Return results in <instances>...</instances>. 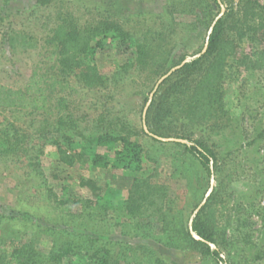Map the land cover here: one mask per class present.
I'll return each instance as SVG.
<instances>
[{"label":"rangeland","instance_id":"1","mask_svg":"<svg viewBox=\"0 0 264 264\" xmlns=\"http://www.w3.org/2000/svg\"><path fill=\"white\" fill-rule=\"evenodd\" d=\"M187 1L9 0L8 6L2 8L13 29L39 43L35 50L13 54L4 51L5 43L0 35V85L14 90L26 88L35 73H44L55 62L51 50L45 47V40L61 18L70 13L79 25H85L96 19L100 11L101 18L109 16L138 38L143 35L141 30L148 32L156 28V24H160L157 30L169 27L170 30H166L172 31V37L168 48L173 47V56L161 76L132 71L117 89L107 92L84 91L71 77L70 87L62 96L63 105H67L81 123L92 124L104 111L112 117L126 119L139 136L146 158L151 159H146L149 168L155 169L147 179L165 188L162 219L168 223L170 216H174L176 230L174 234L165 232L164 225L157 219L158 212H145L140 228L134 217L125 213L123 207L128 203L133 180L137 177L134 173H126L116 180L107 176V182L118 189L114 205L119 210L105 220L87 218L86 211L78 205L56 206L50 200L49 188L59 201L64 197L77 200L80 195L92 198L86 189L78 187V177L73 170L66 172L67 177L73 178L72 182L63 179L48 146L43 155L44 177L37 175L24 157L0 159V207L29 215L27 219L6 223L0 229V242L20 239L24 245L32 243L35 250L47 256L56 244L70 242L86 252L95 241L100 247L105 245L112 249L121 263L217 264L203 256L188 238L189 232L193 239L200 240L194 232L192 234L193 220L203 202L206 204L214 194L216 243L211 247L221 252L226 264H264V72L249 70L250 60H246L264 50V28L260 29L264 18L244 16L247 1L255 3L257 12L264 16V0H220L223 11L216 0H208L214 7L212 15L202 11L205 4L200 2L197 6L202 13L196 17L190 13ZM190 2L196 3V0ZM172 13L176 20H171ZM160 16L165 20L161 22ZM217 18L225 19L226 36L238 45L236 55L227 61L223 74L225 107L216 121L204 127L182 119L173 126L170 137H160L183 140L186 144L198 141L219 151L213 175L209 177L183 146L158 141L145 133L143 114L164 75L187 58L194 59L205 53ZM97 64L102 74L109 76L118 69L119 62L112 61L111 54H107L105 58L98 56ZM8 121L22 127L27 118L15 111H0V129L5 128ZM51 172L60 176L53 180ZM85 174L104 182L105 174L87 171ZM66 183L70 191L63 193ZM138 247L141 248L137 250Z\"/></svg>","mask_w":264,"mask_h":264},{"label":"trees","instance_id":"2","mask_svg":"<svg viewBox=\"0 0 264 264\" xmlns=\"http://www.w3.org/2000/svg\"><path fill=\"white\" fill-rule=\"evenodd\" d=\"M8 1L0 0L3 4L0 6V35L5 43L4 51L16 54L37 49L39 43L36 39L11 27L7 14L2 10L8 6ZM200 2L205 4L202 11L212 15L214 7L208 0H196V3L188 0L185 4L196 17L202 13L197 6ZM100 15L99 11L97 18L85 25H79L71 13L62 17L45 40V47L51 50L55 62L44 73H35L24 89L14 90L0 85V111H15L27 118L22 127L8 121L5 128L0 129V159L24 157L28 160V166L44 177L43 155L46 148L51 146L49 152L53 154L55 168L61 172L63 179L72 182L73 178L67 177L66 172L73 170L78 177V187L86 189L92 199L80 195L77 200L64 197L59 201L52 188H49L50 200L56 206H81L87 218L100 220H105L106 216L119 210L114 205L118 189L107 182V176L116 180L126 173H134L137 177L133 180L128 203L123 207L125 213L127 211L129 216L134 217L140 228L145 212H158L157 219L164 225V231L174 234L176 218L170 216L168 223L162 219L164 213L161 212L166 204L165 188L147 179L155 169L152 166L149 168L146 159L149 161L150 158H146L139 136L126 119L112 117L104 111L95 122L88 125L81 123L68 106L63 105L65 101L62 94L70 87L68 80L71 77L84 91L107 92L112 88L117 89L123 78L132 71L161 76L173 56V47L168 48L172 37V31L166 30H170L169 27L157 30L160 24H156L158 26L148 32L141 30L143 35L138 38L109 16L101 18ZM244 16L264 18L251 1L245 5ZM214 17L207 24L208 28ZM159 18L161 22L165 20L164 16ZM171 20L176 19L172 17ZM261 28L264 25H260ZM226 33L225 19H220L212 28L206 52L192 59L160 85L146 116L147 126L155 135L170 137L173 126L182 119L191 125L204 127L219 118L225 107L222 89L225 66L238 50L237 42L228 38ZM107 54H111L112 61L119 62L118 69L109 73V76L103 75L97 64V57L105 58ZM248 59L249 70L264 72V50L253 53ZM175 145L183 146L209 177L213 175L219 151L198 141ZM86 171L105 174L102 178L104 182L87 177ZM60 175L50 174L53 180ZM68 188L66 183L63 193L70 191ZM213 198L214 194L193 220V232L200 240L193 239L189 232L188 238L193 240L203 256L217 264H226L221 252L211 247V244L216 243L217 208L212 204ZM0 210V229L9 221L29 217L11 208L0 207ZM96 244L92 241L86 252L70 242L56 244L50 254L44 256L45 253L35 250L32 243L24 245L20 239L14 238L0 242V264H134L133 261L121 263L112 249Z\"/></svg>","mask_w":264,"mask_h":264},{"label":"water","instance_id":"3","mask_svg":"<svg viewBox=\"0 0 264 264\" xmlns=\"http://www.w3.org/2000/svg\"><path fill=\"white\" fill-rule=\"evenodd\" d=\"M218 2V4L221 6V2L220 0H216ZM221 9L223 11V7L221 6ZM219 18L216 19V22L214 23V25L218 22ZM212 32V30H211ZM211 34V33H210ZM209 39V37H208ZM208 48V40H207V43L205 45V49H204V52H206ZM193 58H187L186 60H184V62L178 66V67H175V68H172L166 75H164L160 81H158L156 87H155V90L153 91V93L151 94V97L149 99V102L148 104L146 105V108H145V111H144V114H143V125H144V131L145 133H147L149 136H151L152 138L158 140V141H161V142H164V143H181V144H186V141H183V140H178V139H163V138H160L158 136H155L153 135L152 133L149 132V129L147 127V124H146V116H147V112H148V109L153 101V98L155 96V93L156 91L159 89L160 85H162V83L167 80L170 76H172L173 73H175L176 71L180 70L184 65H186L187 63H189ZM213 188V186H212ZM205 204V202H203V204L199 207L198 211H200L201 207ZM197 211V212H198ZM192 234H193V231H192Z\"/></svg>","mask_w":264,"mask_h":264}]
</instances>
